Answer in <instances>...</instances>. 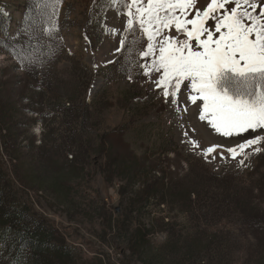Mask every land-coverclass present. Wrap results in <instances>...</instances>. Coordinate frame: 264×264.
Returning <instances> with one entry per match:
<instances>
[{
	"label": "rangeland",
	"instance_id": "374dc122",
	"mask_svg": "<svg viewBox=\"0 0 264 264\" xmlns=\"http://www.w3.org/2000/svg\"><path fill=\"white\" fill-rule=\"evenodd\" d=\"M34 3L0 0V99L4 100V82L12 110L18 111L12 122L2 117L0 153L22 170V162L32 163L51 180L42 189L30 177L25 192L36 210L53 220L69 246L70 261L57 264H264V228L250 227L242 220L243 210L247 217H264V151L246 158L244 166L238 163L239 157L233 160L227 152L225 159L215 152L205 158L207 147L221 144L226 149L234 142L195 116L185 123L189 114L166 106L162 92L153 95L152 86L137 75L139 57H132L131 64L121 59L119 67L110 65L97 72L95 64L115 58L110 51L117 46L116 33L123 38L110 0H61L56 32L40 41L46 53L43 66L37 64L35 72L30 66L16 67L2 46L8 31L15 29ZM39 10L31 13L38 28ZM182 124L185 131L193 124L198 129L183 143ZM8 126H13V143L22 147L19 157L23 159L17 162L7 156L3 145L11 141L6 138ZM105 133L109 135L103 137ZM32 137L36 139L33 146ZM114 155L121 157L116 159L118 166L109 169L111 179L107 180L104 172ZM133 156L139 165L120 169ZM198 161L216 173H237L235 183L241 192L228 213L223 204L222 221L203 231L201 244L193 243L198 228L177 201L158 204L152 200L140 211L138 225L146 237L133 245L135 254L127 249L132 228L128 220L120 221L119 231L105 228L110 214L128 213L130 194L119 191L123 183L140 186L143 180L159 177L164 167L183 175ZM20 194L27 198L23 191ZM166 223L172 226L167 228Z\"/></svg>",
	"mask_w": 264,
	"mask_h": 264
},
{
	"label": "snow or ice",
	"instance_id": "6c2138e0",
	"mask_svg": "<svg viewBox=\"0 0 264 264\" xmlns=\"http://www.w3.org/2000/svg\"><path fill=\"white\" fill-rule=\"evenodd\" d=\"M60 3L35 0L8 31L2 48L16 67L30 66L35 72L37 64L43 66L46 53L40 41L56 32ZM110 7L123 38L116 33L117 46L110 51L115 58L95 64L97 72L139 57L137 75L152 86L153 95L162 92L166 106L189 114L185 123L195 116L234 142L226 149L207 147L205 158L215 152L225 159L227 152L244 166L246 158L264 151V0H110ZM36 8L46 16L37 18L39 28L31 14ZM183 129L182 124V143L198 132L195 124Z\"/></svg>",
	"mask_w": 264,
	"mask_h": 264
},
{
	"label": "trees",
	"instance_id": "16d2710c",
	"mask_svg": "<svg viewBox=\"0 0 264 264\" xmlns=\"http://www.w3.org/2000/svg\"><path fill=\"white\" fill-rule=\"evenodd\" d=\"M37 14L38 18L44 17L41 9L37 11ZM3 84L6 90L5 95H3L4 100L0 99L1 128L3 127L2 117H7L12 122L14 115L18 114V111L13 112L8 98L9 90L6 83L3 82ZM85 102L84 100V104ZM13 126H8L10 128L6 136L11 141H5L3 145L6 152L8 151L7 156L17 162L20 158L19 150L22 147L13 143L14 136L10 132ZM106 135L108 136L109 133H105L103 137H107ZM35 141L36 139L32 137V146ZM120 157L121 155L112 157L113 159L111 158L107 164V171L104 172L107 180L111 179L109 169L111 170L117 165L116 159H120ZM129 160L127 164L122 163L120 169L126 170L139 165L140 161L136 156L129 158ZM31 164L30 162H22L21 165L24 168L22 170L19 165L13 162L7 163L0 153V264H57V261L60 263L63 259L70 261L72 257L68 252L69 246L65 244V240L53 220L45 212L37 211L33 200L25 192V189L29 188V183L32 182L28 180L30 177L42 189L51 182L46 176L40 175L38 168ZM155 167L153 166L151 169L157 173L158 169ZM172 168L174 169V166ZM163 169L160 170L159 177L143 180L140 186L134 187L133 184L123 183L119 191L130 194L127 202L129 215L127 216L128 213L123 212L113 217L110 214L107 222H104L107 225L105 228H114L115 231L121 229L119 226L121 220H128L131 223V241L127 243V249L132 254L136 253V250L132 248L133 245L141 243V240L146 237L138 225V214L150 201L156 200L158 204H169L177 201L181 210L189 213L193 227L198 228L192 240L198 246L205 239L203 231L214 223L222 221L221 209L223 204L226 203L228 213L233 200L241 197L240 185L235 183L237 177L235 172L216 173L199 161L198 164L192 166L189 172L183 175L178 174V171L172 172L169 168L167 171ZM137 175H142V173L138 172ZM20 191H23L27 198L20 194ZM242 212L243 223L250 227L264 228V217L261 218L260 215L252 214L247 217L248 212L245 210ZM208 224L207 227L203 226ZM165 225L167 228L172 226L170 223ZM214 235L217 236V233L215 232Z\"/></svg>",
	"mask_w": 264,
	"mask_h": 264
}]
</instances>
